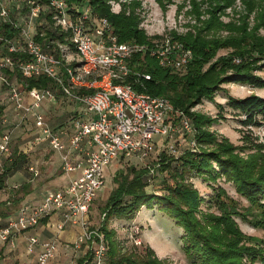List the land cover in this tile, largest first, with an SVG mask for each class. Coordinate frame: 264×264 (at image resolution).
<instances>
[{
    "label": "built area",
    "instance_id": "1",
    "mask_svg": "<svg viewBox=\"0 0 264 264\" xmlns=\"http://www.w3.org/2000/svg\"><path fill=\"white\" fill-rule=\"evenodd\" d=\"M17 4L22 5L23 11L19 20L9 9ZM44 13H49L53 27L64 35V43L53 42L56 49L44 47L35 39L36 20ZM0 22L19 30L15 40L0 38L6 43L7 53L23 52L29 56V61L23 63H15L9 55L0 56V80L7 87L17 126L31 120L30 144H45L58 154L62 171L74 175L62 189L47 192L38 205L22 203L5 226L0 227V243L14 249L17 235L57 214L59 230L67 225H79L82 229L72 248L80 250L88 245L89 263L106 264V241L98 229H91L88 219L91 205L104 187L105 171L120 157L146 161L158 142L162 152L177 158L173 114L177 116L182 134L192 139L189 151L196 152L198 147L190 121L180 112L175 114L167 98L136 92L126 83L132 74L128 62L136 55L148 54L161 67L178 71L189 65L192 53L169 35L154 46L119 43L106 19L92 18L89 7L82 13L68 7L64 0H47L46 4L38 0H0ZM15 67L23 78L45 77L53 81L66 101L80 105L81 112L68 129L52 128L42 112L43 105L56 103V91L50 88L21 90L3 78L5 70ZM134 75L150 80L146 73ZM1 122L8 123L5 118ZM11 132L12 129H8L0 135V173L3 161L12 153ZM29 170L33 172L32 168ZM154 171L153 167L149 169L148 185L153 183ZM132 234L137 235L136 228ZM133 240L136 246L141 244ZM25 251L33 261L21 264H49L56 255L57 242L55 239L41 241L32 235L26 239Z\"/></svg>",
    "mask_w": 264,
    "mask_h": 264
},
{
    "label": "trees",
    "instance_id": "2",
    "mask_svg": "<svg viewBox=\"0 0 264 264\" xmlns=\"http://www.w3.org/2000/svg\"><path fill=\"white\" fill-rule=\"evenodd\" d=\"M64 1L68 7H75L77 10L87 4L92 16L95 14L107 20L119 43L134 40L144 45V35L133 26L132 20L124 17L123 14L110 15L104 6L105 0ZM38 2L46 4L47 0H38ZM38 22L44 23L42 25L38 23V27L36 26L35 39L37 42L50 49L57 48L53 42L64 43V35L53 27L49 13L42 14ZM18 36L19 30L13 25L0 22V38L12 41ZM177 39L192 52L193 66L197 61L202 63L203 58L208 57L210 53L213 57L218 48L215 44L211 45L197 40L190 41L189 37H178ZM5 55H9L15 63L29 61V56L23 52L8 54L6 43L0 41V56ZM140 56L136 55L128 62L132 74L128 76L126 83L131 84L136 92L167 98L175 114L180 112L189 116L190 124L195 131L193 139L202 150L200 152L186 150L175 160L162 156L161 164H157L155 169L157 176L155 179L153 176L152 184L157 183L156 189L153 188L152 191L147 190L150 186L147 183V175L152 167L137 168L121 163L124 166L123 170H117L112 177L116 187L101 208L103 219L98 230L108 247L106 264H164L156 258L149 247L137 249V252L130 251L129 254L122 253L123 248L115 239L114 231L108 228V223L112 219H132L142 208H157L182 229L186 242L185 249L190 254L188 258L190 264H264V247L259 246L261 241L241 234L235 223V218L239 217L253 228L264 230V161L262 155L264 144L255 143L249 135H245L242 137L243 146L234 147L209 130L212 125L211 119L189 113V109L198 104L201 99L213 98L217 92L222 90L220 87L222 84H242L253 89L264 90V79L254 75L252 73L254 69L248 67L251 65L250 62L258 61V58L252 57L246 60L248 57L240 52V54L221 59L212 66L213 69L219 68L222 72L223 75L219 79L213 76L207 77L211 74L212 68L203 74H199L197 70L194 74L177 79L171 73L172 69L161 67L157 60L148 54L143 57L146 64L145 62L140 64L137 58ZM234 59H238L239 63L235 64ZM255 68L264 69V61ZM142 73L149 74L150 80L144 81L134 75ZM3 78L15 83L21 90L50 88L56 91V103L49 107L61 104L75 107L74 112H68L63 116L58 127H54L56 122L51 123L52 128L57 130L66 127L78 116L80 105L66 101L61 91L56 89L53 81L45 77L23 78L17 67L13 71L5 70ZM2 85L7 91L6 85L4 83ZM7 98L8 95L4 96L3 100ZM225 99V107L217 105L220 118H223L225 109L231 115L240 117L238 122L243 127L264 125V98L250 95L236 99L226 95ZM4 107L5 104L0 102V135L10 129L8 121L7 124L1 122L4 119ZM11 141V156L3 161L4 167L0 173V191L5 188V183L10 177L27 169V155L18 147H14L13 137ZM123 160L126 159L122 157L117 159L119 162ZM193 173L197 176L207 174V179L211 181L224 178L232 184L235 193L246 201L247 206L239 210L227 200H222L225 198V192L217 188L209 203H213L218 215L205 213L200 209L205 199L201 198L193 184L188 183V176ZM7 210V208L0 210V219L6 218ZM5 221L0 222V227L5 226ZM89 262L90 257L86 255L78 264H89Z\"/></svg>",
    "mask_w": 264,
    "mask_h": 264
},
{
    "label": "rangeland",
    "instance_id": "3",
    "mask_svg": "<svg viewBox=\"0 0 264 264\" xmlns=\"http://www.w3.org/2000/svg\"><path fill=\"white\" fill-rule=\"evenodd\" d=\"M87 6L85 4L84 7H79L78 10L83 13L88 8ZM104 6L110 15L118 16L123 14L124 17L131 19L133 26L143 33V44L146 46L159 45L162 39L169 35L177 41L178 37H189L190 41L197 40L211 45L215 44L218 47L216 54L211 57L210 53L208 57L203 58L202 63L197 61L195 66H193L191 62L186 68L178 71L173 70L171 73L177 79L194 74L197 70L199 74H203L206 71L208 72L210 68H212L211 74L207 75V77L213 76L219 79L223 75L222 72L219 71V68L213 69L212 66L221 61V59L240 54V52L245 53V57H248L246 60H250L252 57L258 58V61L250 62L251 65H248V67L254 69L252 70L254 75L264 79V69L255 68L264 61V0H105ZM9 9L10 11H15L12 5L9 6ZM91 17L95 19L101 18L95 14L94 16L91 15ZM131 42L137 43L134 40L127 41V43ZM188 50L190 51V49ZM144 56L137 57L140 64L144 62L146 64V61H143ZM76 61H79L78 57H76ZM234 63L238 64L239 60L234 59ZM220 87L222 90L217 92L213 98L201 99L198 104L193 105L189 109V113L211 119L212 125L209 130L218 138L225 139L234 147L243 146L242 137L245 135H249L255 143L264 144V125L243 127L238 122L240 117L237 118L224 109L223 118H220V110L217 108V105L225 107L226 95L236 99L250 95L264 98V90L232 83L222 84ZM189 94L192 95V93ZM6 95L7 91L0 80V102L5 104L4 118L9 122L10 130L12 129L11 136L13 137L14 147H18L27 155L26 167H36L38 171L41 167H58L59 160L49 151L47 146L40 147L29 143L31 139L30 132H32L31 126H28L29 121L17 126V119L11 101L9 98L3 100ZM42 108L48 123L56 122L54 127L60 125V121L62 122L66 113L76 110L73 105L68 104L54 107L43 105ZM173 116L171 117L173 142L179 151L177 156L179 158L184 151H189V142L192 139L189 136L186 139V136L180 131L177 116L174 114ZM187 118L188 120L190 119L189 116ZM160 145L161 143L158 142V145L155 146L146 161H140L138 158L132 157L122 162L117 160L113 162L107 177L105 176L104 179L103 194L101 192L99 198L96 196L95 201L92 203L94 217L91 216L92 211L89 214L91 229H99L102 223L101 208L105 202L101 200L105 193L107 194H105L106 198H108L116 187L113 184L112 177L117 170H123L124 166L121 163L137 168L145 166L156 169L157 164H161L162 156L168 157L167 159H177L162 152ZM201 150L202 148L198 146L197 151L200 152ZM262 155L264 161V153ZM155 176H157V173L154 171V179L156 178ZM18 177H14L13 181L11 180L7 183L9 189L12 188L13 184L23 181V175L20 174ZM188 178V183L193 184V187L200 193L201 198L205 199L200 209L207 214L218 215L213 203H209L215 193L214 190L217 188H221L225 192V198H222V200H227L229 204L237 206L239 210H241V207L247 206L246 201L235 193L232 184L224 178L211 181L207 179V174L197 176L194 173L190 174ZM155 185L157 183L151 184L147 190L152 191ZM8 195L6 192L0 191V205L6 203L5 198ZM235 223L241 234L261 241L262 243L259 242V246L264 247V230L253 228L248 222L239 217L235 218ZM108 224V228L115 233V239L121 244L120 247L123 248L121 252L124 254H129L130 251L137 252V249L147 247L143 242L140 244L141 246L139 245L140 247L133 244V238L140 242L139 237L142 234L144 241L154 252L156 258L163 261L164 264H190L188 259L190 254L185 249L186 242L182 229L157 208H144L132 219L123 220L121 223L116 219H112ZM135 228L137 229V235L132 234V230Z\"/></svg>",
    "mask_w": 264,
    "mask_h": 264
},
{
    "label": "crops",
    "instance_id": "4",
    "mask_svg": "<svg viewBox=\"0 0 264 264\" xmlns=\"http://www.w3.org/2000/svg\"><path fill=\"white\" fill-rule=\"evenodd\" d=\"M13 7L15 11H11V13L14 18L19 20L18 17H21V14L23 13L22 5L17 4L14 5ZM38 20L39 19L36 20L37 23H39ZM43 23L44 22H40L39 24L42 25ZM80 112H81V107L79 113ZM71 122L67 124L66 126L67 129L71 125ZM28 126H31V128L33 129L31 120H29ZM156 139L158 140L159 138ZM36 145H39L40 147L46 146L45 144L42 143ZM49 151L53 153V155L57 158V160H59L58 167H41L39 171L36 167H27L26 171H21L22 173L17 172L15 175L10 177L6 181V187L2 190V192H6V194L9 195L5 198L6 203L0 205V210H4L7 208L8 215L6 216L5 219L3 220L0 219L1 223H4V221L5 220L7 221V219L10 216H13L17 212L18 207L22 203H28L32 206H36L43 200L47 192L62 189L67 185L69 180L72 177H74L73 174H66L62 171L61 162L58 154L51 150ZM30 168L33 169V172L29 170ZM109 169L110 167L105 171L104 179L105 176L107 177ZM20 174L23 175L24 177V179H22L23 181H19L18 184H13L12 188L9 189L7 187V183H9L11 180L13 181L14 177L19 178L18 176ZM23 186L25 187V189L22 190L21 188ZM101 192L102 190L99 191V193L97 194L98 198L101 195ZM104 195L101 201L105 202V200L107 199L106 198L107 194L105 196ZM90 209L91 210H89L88 212V219H89V214H91L90 213L91 211H92L91 216L94 217V212H93L94 210L92 208V205ZM59 220H60L59 215L54 214L49 218L43 220L36 228L17 235L15 238L14 249L9 248L8 245H3L0 243V264H21L24 261H33V257L27 255L25 251L26 239L32 235H36L41 241H47L51 239L56 240L57 242L56 255L54 259H52L49 262V264H78L79 261L84 259L86 255H89L88 245H84L80 250H74L72 248L73 242L82 233V229L79 225H67L63 229L59 230L58 229ZM118 221L119 223H121V221L123 220H118ZM139 240L141 244L143 242L147 247H149L147 243L144 241L142 234L139 237Z\"/></svg>",
    "mask_w": 264,
    "mask_h": 264
}]
</instances>
